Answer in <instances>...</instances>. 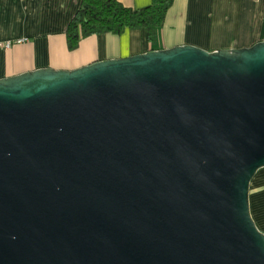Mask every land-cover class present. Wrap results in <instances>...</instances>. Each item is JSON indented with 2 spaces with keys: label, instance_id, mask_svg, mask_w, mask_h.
I'll return each mask as SVG.
<instances>
[{
  "label": "water",
  "instance_id": "95a60500",
  "mask_svg": "<svg viewBox=\"0 0 264 264\" xmlns=\"http://www.w3.org/2000/svg\"><path fill=\"white\" fill-rule=\"evenodd\" d=\"M264 40L0 78V264H264Z\"/></svg>",
  "mask_w": 264,
  "mask_h": 264
},
{
  "label": "crops",
  "instance_id": "0c3cea01",
  "mask_svg": "<svg viewBox=\"0 0 264 264\" xmlns=\"http://www.w3.org/2000/svg\"><path fill=\"white\" fill-rule=\"evenodd\" d=\"M143 7L151 0H124ZM83 0H0V78L42 67L73 69L152 48L146 30L91 36L71 51L66 30ZM22 38L28 40L19 42ZM264 40V0H175L157 49L182 44L210 51ZM12 42L10 48L6 47ZM252 215L264 231V169L251 184Z\"/></svg>",
  "mask_w": 264,
  "mask_h": 264
},
{
  "label": "trees",
  "instance_id": "16d2710c",
  "mask_svg": "<svg viewBox=\"0 0 264 264\" xmlns=\"http://www.w3.org/2000/svg\"><path fill=\"white\" fill-rule=\"evenodd\" d=\"M174 2L151 0L143 7H135L124 0H83L66 30L69 49L77 51L91 36L123 35L127 30H146L151 49H157L160 32Z\"/></svg>",
  "mask_w": 264,
  "mask_h": 264
},
{
  "label": "built area",
  "instance_id": "2783aa9c",
  "mask_svg": "<svg viewBox=\"0 0 264 264\" xmlns=\"http://www.w3.org/2000/svg\"><path fill=\"white\" fill-rule=\"evenodd\" d=\"M26 40H28V39L27 38H23V39L19 40V42L26 41ZM11 45H12V42H8L6 47L10 48Z\"/></svg>",
  "mask_w": 264,
  "mask_h": 264
},
{
  "label": "rangeland",
  "instance_id": "374dc122",
  "mask_svg": "<svg viewBox=\"0 0 264 264\" xmlns=\"http://www.w3.org/2000/svg\"><path fill=\"white\" fill-rule=\"evenodd\" d=\"M22 39H23V38H22ZM18 41H19V40H18ZM12 45H13V44H12ZM12 45H11V46H12ZM77 68H78V67H77ZM73 69H75V68H73Z\"/></svg>",
  "mask_w": 264,
  "mask_h": 264
}]
</instances>
